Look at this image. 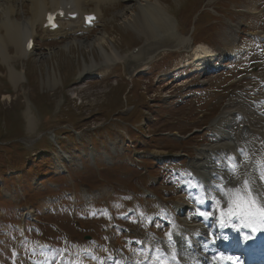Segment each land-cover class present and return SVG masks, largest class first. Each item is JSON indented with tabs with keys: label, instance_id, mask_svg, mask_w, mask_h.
<instances>
[{
	"label": "rangeland",
	"instance_id": "obj_1",
	"mask_svg": "<svg viewBox=\"0 0 264 264\" xmlns=\"http://www.w3.org/2000/svg\"><path fill=\"white\" fill-rule=\"evenodd\" d=\"M158 1L179 36L218 60L197 71L192 53L180 49L132 71L126 58L104 65L97 44L66 49L65 38L42 33L30 57L12 62L25 75L17 85L0 59V264L44 263L39 243L67 264L86 247L130 256L140 240H162L169 228L159 227L160 211L181 207L184 196L178 171H198L200 151L237 98L264 106V0ZM124 6H103L84 37L105 33L109 54L144 49L145 34L129 25L137 7ZM92 58L96 70L80 77ZM191 216L198 217L187 209L177 220Z\"/></svg>",
	"mask_w": 264,
	"mask_h": 264
},
{
	"label": "bare ground",
	"instance_id": "obj_2",
	"mask_svg": "<svg viewBox=\"0 0 264 264\" xmlns=\"http://www.w3.org/2000/svg\"><path fill=\"white\" fill-rule=\"evenodd\" d=\"M117 2L124 3L125 10L137 7L136 15L129 21V25L136 32L145 34L147 39L145 48H140L137 54L121 56L116 50L109 54L103 46L106 43L105 33L94 37L92 41L84 37L85 34L88 35L87 31H84L83 37L73 36L81 31L80 18L62 25L50 35L53 38H65L66 43L63 46L66 49L76 44L84 49L97 44L104 65L115 64L126 58L125 60L133 66L132 71L137 68L146 70L157 55L180 49L192 53L193 63L198 70H205L212 62L218 60L212 50L204 44L193 45L190 38L179 36L176 20L162 9L158 0H0V59L9 66L12 83L17 85L25 76L24 72L23 75L17 72L12 62L33 54V48L27 51L25 44L30 37L37 35L38 28L47 33L41 29L47 12L71 4L80 16L90 12L96 13L100 22L103 18L102 7ZM25 7L28 10L26 14ZM119 15L122 17L123 11H120ZM163 37H172L175 40L164 45L161 43ZM50 54L49 51L44 57ZM91 61L89 65L84 63L80 77L90 75L96 70V61L94 58ZM241 98H237L238 100L232 103L233 106L223 113L222 126L214 129L210 135L211 143L200 151L201 162L198 171L193 169L186 175H181L182 170L178 171L177 175H181L179 181L182 180L180 192L184 194L183 204L198 209L199 219L192 218L189 223L185 219L179 221L167 216L172 220L175 233L166 241L168 249L159 244V241L152 244L139 242L134 255L125 257L115 252L114 256L109 255L106 264H212L205 255L207 245L211 251L217 249L218 236L213 239L212 234L231 239L236 245V238L228 231L246 219L249 210H255L264 223V106L257 107V103ZM260 100L264 101V97ZM28 114L26 121L28 129L32 130L36 120L29 112ZM244 153H247L249 158ZM232 184L233 192L228 189ZM235 184L238 185L237 191ZM210 186L217 187V192L208 191ZM225 193L227 196H224ZM240 200L246 201L249 209H238ZM40 248L47 255V262H50L48 249L42 245ZM86 253L93 260V264L101 262L99 258L102 259V254L97 257L96 252L86 250ZM104 255L107 253L104 252ZM86 258L83 257L82 260L88 264Z\"/></svg>",
	"mask_w": 264,
	"mask_h": 264
},
{
	"label": "snow or ice",
	"instance_id": "obj_3",
	"mask_svg": "<svg viewBox=\"0 0 264 264\" xmlns=\"http://www.w3.org/2000/svg\"><path fill=\"white\" fill-rule=\"evenodd\" d=\"M230 213H231V209H230ZM244 226H245V227H252V225L249 224V223H245ZM255 230H256V229L253 228V231H255ZM247 239H249V237L246 236V237H245V240H247ZM221 259H222V260H234V258H233V257H230V256H229V257H222Z\"/></svg>",
	"mask_w": 264,
	"mask_h": 264
}]
</instances>
